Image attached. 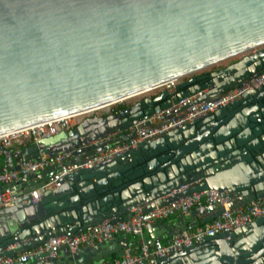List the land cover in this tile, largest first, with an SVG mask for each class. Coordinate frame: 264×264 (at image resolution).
I'll list each match as a JSON object with an SVG mask.
<instances>
[{
  "label": "water",
  "instance_id": "water-1",
  "mask_svg": "<svg viewBox=\"0 0 264 264\" xmlns=\"http://www.w3.org/2000/svg\"><path fill=\"white\" fill-rule=\"evenodd\" d=\"M253 47L258 48L243 53ZM240 53L224 66L207 68ZM257 71H264V0H0V133L189 75L172 91L161 89L118 112L86 116L67 131L41 137L19 150L15 160L40 152L91 153L102 143L90 142L109 132L198 91L203 92L194 102L215 98ZM53 169L15 182L21 196L0 207V255L206 188L230 196V208L262 197L264 84L65 175L59 186L42 188L31 201L28 192ZM184 184L189 186L173 192ZM222 211L221 205L206 204L190 213L204 223ZM196 224L180 221L173 234ZM158 228L147 225L150 237L163 239L165 230ZM141 237L146 238L144 232ZM127 246L128 235L120 233L67 260L94 264L121 255ZM68 252L45 262L35 255L26 264H68ZM145 264H264V215Z\"/></svg>",
  "mask_w": 264,
  "mask_h": 264
},
{
  "label": "built area",
  "instance_id": "built-area-1",
  "mask_svg": "<svg viewBox=\"0 0 264 264\" xmlns=\"http://www.w3.org/2000/svg\"><path fill=\"white\" fill-rule=\"evenodd\" d=\"M257 48L253 47L243 53L256 50ZM243 53H240L239 56ZM187 76L189 75L169 78L156 85L153 90L156 92L161 89L172 91L175 89V85ZM263 84L264 71H257L242 80L239 85L230 87L223 93H219L215 98L194 102V99L203 91L181 97L172 102L170 106L140 118L136 123L121 131L109 132L101 138L91 141L90 143H102L99 149L91 153L86 149L79 152L67 150L51 155L40 152L35 158L27 160L14 159L16 148L36 143L41 137L67 131L86 116L118 112L120 109L117 108V104H121L125 100L108 104L106 108L81 113H79L81 110L75 111L1 133L0 158L3 159V163L0 166V207L21 196L15 192V182L24 175L28 177L27 180L29 181V178H33V175L42 170L54 168L51 175L42 180V184L37 185L28 192L30 200L35 201L39 198L42 188L59 186L65 175L101 162L106 158L120 155L135 148L146 138L158 136L170 128L180 126L197 117L213 112L215 109L239 98L246 89L257 88ZM144 95H147V93L142 94V96ZM7 161H11L13 165L17 164L18 168H10L6 164ZM188 186L189 184L181 185L178 189H174L173 192L180 191ZM12 191H14V194ZM230 199V196L227 194L221 195L214 188H206L181 195L164 205L155 206L146 212H143L140 206H136L131 209V214L126 219L113 221L111 218H103L101 221L88 225L79 231L66 230L60 234L50 236L37 247H31L14 254H2L0 255V264H26L35 255H38L39 260L45 262L50 258L58 257L61 250L66 249L73 253L85 247H91L111 240L120 233L142 236L144 228L149 223L167 218L173 214H188L191 209L197 206L215 204L223 207V211L219 215L214 216L211 220L201 225H195L193 228L187 227L180 233L172 234L165 239L146 237L141 240L138 247L130 248L127 246L121 255L110 259L104 258L94 263L145 264L152 258L164 257L173 251L201 243L208 236H213L223 231H230L264 215V195L232 208L228 206ZM227 238H229V235L226 236ZM68 264L70 263L68 262Z\"/></svg>",
  "mask_w": 264,
  "mask_h": 264
},
{
  "label": "crops",
  "instance_id": "crops-1",
  "mask_svg": "<svg viewBox=\"0 0 264 264\" xmlns=\"http://www.w3.org/2000/svg\"><path fill=\"white\" fill-rule=\"evenodd\" d=\"M2 164H0L1 166ZM35 178V176L33 177ZM33 178H29V181L32 180ZM201 217L196 214H191L190 212L188 214H173L167 218L164 219H159L153 222V225L159 226L158 230L163 231V239H165L167 236H170L173 234V232L178 228V223L184 222V223H189L191 221H200ZM144 234L146 237H150L149 231L146 228H144ZM128 235V247L130 248H136L138 247L139 243L142 240V237L140 235H134V234H127ZM119 235H117L115 238H118ZM71 254L68 252V254H64V261L67 260V256ZM108 257V256H107ZM106 258V257H105ZM70 264L72 263L71 261H68Z\"/></svg>",
  "mask_w": 264,
  "mask_h": 264
},
{
  "label": "bare ground",
  "instance_id": "bare-ground-1",
  "mask_svg": "<svg viewBox=\"0 0 264 264\" xmlns=\"http://www.w3.org/2000/svg\"><path fill=\"white\" fill-rule=\"evenodd\" d=\"M154 87H148V88H145V89H141V90H138L136 92H133V93H131L129 95L122 96V97H120L118 99L106 101V102H103V103H100V104H97V105H94V106H91V107H87L85 109H82L79 113H81V112H88V111H91V110H94V109L106 108V106L108 104H111V103H114V102H117V101H121V100H127V99H130L132 97H135V96H138V95H141V94L148 93L149 91H152L154 89ZM5 132H7V131H5ZM2 133H4V132H2Z\"/></svg>",
  "mask_w": 264,
  "mask_h": 264
},
{
  "label": "rangeland",
  "instance_id": "rangeland-1",
  "mask_svg": "<svg viewBox=\"0 0 264 264\" xmlns=\"http://www.w3.org/2000/svg\"><path fill=\"white\" fill-rule=\"evenodd\" d=\"M238 57H239V54H236V55L230 56V57H228V58H225V59H223V60H220L219 62L215 63L214 65L210 66L209 68H212V67H219V66H224V65L230 63L231 61L237 59ZM153 92H156V91H155V90L149 91V92L147 93V95H148V94H151V93H153ZM140 97H142V94H141V95H138V96H135V97H132V98H130V99H127V100H125L123 103H124V104H127V103H130V102H133V101L139 99ZM2 163H3V159L0 158V164H2Z\"/></svg>",
  "mask_w": 264,
  "mask_h": 264
},
{
  "label": "trees",
  "instance_id": "trees-1",
  "mask_svg": "<svg viewBox=\"0 0 264 264\" xmlns=\"http://www.w3.org/2000/svg\"><path fill=\"white\" fill-rule=\"evenodd\" d=\"M125 106H126V104H124V103L117 104V108H119V109L122 108V107H125ZM22 148H23V147H21V148H16L14 153H15V154L18 153V151H19V150H22ZM201 224H203V222H201V220H200V221L197 222L196 225H201ZM194 226H195V225H194ZM194 226H191V227L193 228ZM115 256H118V255H117V254H112V255L106 257V259H110V258L115 257Z\"/></svg>",
  "mask_w": 264,
  "mask_h": 264
},
{
  "label": "flooded vegetation",
  "instance_id": "flooded-vegetation-1",
  "mask_svg": "<svg viewBox=\"0 0 264 264\" xmlns=\"http://www.w3.org/2000/svg\"><path fill=\"white\" fill-rule=\"evenodd\" d=\"M219 67H220V66H219ZM212 68H213V67H212ZM212 68H209V69H212ZM152 95H153V94H151V96H152ZM144 96H145V95H144ZM142 97H143V96H142ZM142 97H140L139 99H141ZM137 100H138V99H137ZM135 101H136V100H135ZM135 101L130 102V103H127L126 106L129 105V104H131V103H134ZM126 106H125V107H126ZM125 107L120 108V110L123 109V108H125Z\"/></svg>",
  "mask_w": 264,
  "mask_h": 264
}]
</instances>
